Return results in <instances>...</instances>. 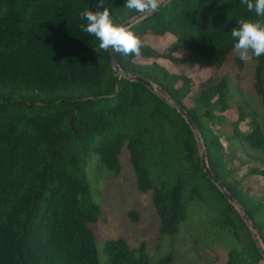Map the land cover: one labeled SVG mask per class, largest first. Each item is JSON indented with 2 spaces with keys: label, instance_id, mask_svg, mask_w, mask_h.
<instances>
[{
  "label": "trees",
  "instance_id": "obj_1",
  "mask_svg": "<svg viewBox=\"0 0 264 264\" xmlns=\"http://www.w3.org/2000/svg\"><path fill=\"white\" fill-rule=\"evenodd\" d=\"M97 3L0 0V264H100V257L107 264H171V252L152 261L144 241L132 248L122 237L107 239L99 257L92 225L101 210L85 169L92 151L118 173L123 147L137 190L151 197L160 235L177 233L188 204H213L214 222L230 241L225 264H260L264 258L248 224L203 172L185 119L143 83L115 73L109 50L81 29L87 24L82 11H103ZM125 5L106 0L117 24L138 14ZM257 19L241 0H169L128 27L143 42L142 56L121 53L117 60L122 71L142 76L184 107L209 167L244 208L264 246V193L255 200L228 179L221 142L222 134L264 156L256 112L245 101L232 104L230 95L244 65L233 52L231 32L240 20ZM146 35L170 36L158 47ZM160 59L208 67L216 78L193 90L192 79L169 71ZM252 60L251 87L264 103V55ZM226 64L234 70L232 81L217 76ZM230 109L235 119L226 114ZM242 122L250 124L245 133ZM249 173L264 175V168ZM128 215L137 220L136 211Z\"/></svg>",
  "mask_w": 264,
  "mask_h": 264
},
{
  "label": "rangeland",
  "instance_id": "obj_2",
  "mask_svg": "<svg viewBox=\"0 0 264 264\" xmlns=\"http://www.w3.org/2000/svg\"><path fill=\"white\" fill-rule=\"evenodd\" d=\"M167 36L170 35L166 37L146 35L145 39L151 44L162 47L168 43ZM159 62L169 71L184 74L192 79L193 90L197 83L207 77L216 78V74L208 67L190 69L173 65L162 59ZM230 63L232 64V61ZM243 64L240 81L233 89L235 91L230 92V95H233L231 102L234 105L241 101L248 103L249 107L256 112L257 119L264 130V103L251 87L254 62L253 60L243 61ZM217 76L227 77L232 81L234 76L232 65L226 64ZM232 85L235 83L230 82L231 90ZM161 93L166 96L165 93ZM186 103L189 104V101L186 100ZM226 114L231 119H235L238 115L235 109L227 110ZM249 125V123L248 125L240 123L242 133L249 130ZM217 127L216 125L215 128ZM221 142L225 149L226 165L230 169L228 179L236 181L238 186L255 200L261 199L264 193V175L249 173V170L252 167L263 169L264 156L248 149L239 141L229 142L222 134ZM119 160L121 169L115 174L103 165L94 152L90 151L85 169V179L89 184L92 199L101 210L99 219L92 225L99 257L103 254L101 249L107 239L122 237L132 248L136 247L140 241H144L152 261L171 252L173 255L171 264H225L230 241L219 225L214 222L217 208L215 209L213 204L210 205L211 207L206 202L200 201L188 204L186 219L179 224L177 233L172 237L160 235L158 218L151 197L137 190L125 147L119 154ZM129 211L137 212V220L133 221L129 217ZM248 226L250 228V225ZM250 230L253 234L254 230ZM99 261L100 264H107L104 257L103 259L100 257ZM260 264H264V261Z\"/></svg>",
  "mask_w": 264,
  "mask_h": 264
},
{
  "label": "clouds",
  "instance_id": "obj_3",
  "mask_svg": "<svg viewBox=\"0 0 264 264\" xmlns=\"http://www.w3.org/2000/svg\"><path fill=\"white\" fill-rule=\"evenodd\" d=\"M106 0H98L97 9H85L80 13L81 18L87 21L81 29L99 40V48L115 54L132 55L135 58L142 56L143 42L128 27L114 22L109 8L105 7ZM249 12L258 17L256 21L240 20L238 27L232 30L231 36L236 41L233 52L240 60L248 62L253 57L264 55V0H241ZM163 0H126L125 7L141 15L158 12ZM253 236V235H252ZM261 241V240H260ZM262 243V242H261ZM263 245V244H262Z\"/></svg>",
  "mask_w": 264,
  "mask_h": 264
},
{
  "label": "water",
  "instance_id": "obj_4",
  "mask_svg": "<svg viewBox=\"0 0 264 264\" xmlns=\"http://www.w3.org/2000/svg\"><path fill=\"white\" fill-rule=\"evenodd\" d=\"M167 1H169V0H163L162 5H164ZM147 15H149V14L141 15L138 13L135 16L131 17L130 19L124 21L122 24L125 25L126 27H130L132 24H134L135 22H137L138 20H140L141 18H143ZM109 52H110L111 68L115 73L123 75L125 78H128L130 80L143 83L152 92L156 93L161 99L165 100L170 106L175 108L176 111L185 119L186 123L189 125V127L193 131L194 136L196 138V141L198 144V150H199V154H200V165H201L203 172L208 177V179L217 186V188L220 190L222 195L228 200V202H230L232 205H234L235 208L241 213V216L244 219V221L246 222V224L250 225V229L254 230V232L252 234L254 241L257 244V246L260 250V253L262 254V256L264 258V246L262 245V243L260 241L257 230L255 229L254 225L250 222L244 208L226 190L224 185L221 183V181L217 178V176L213 173V171L209 167L207 157H206V152H205L204 145L202 143L200 134H199L192 118L189 116V114L184 109V107L177 100H175L172 96H170V95L165 96L164 94L159 92L151 82H149L148 80H146L142 76L129 75L128 73H125L124 71H122L119 67V64H118L117 54L113 53L112 50H109Z\"/></svg>",
  "mask_w": 264,
  "mask_h": 264
}]
</instances>
